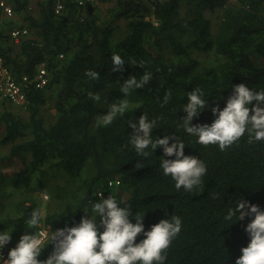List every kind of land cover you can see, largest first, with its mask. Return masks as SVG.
I'll return each instance as SVG.
<instances>
[{
	"label": "trees",
	"instance_id": "obj_1",
	"mask_svg": "<svg viewBox=\"0 0 264 264\" xmlns=\"http://www.w3.org/2000/svg\"><path fill=\"white\" fill-rule=\"evenodd\" d=\"M98 2L113 5L103 15L97 3H67L57 16L53 0H38L34 11L27 0H14L16 18L0 24V54L12 76L18 81L23 76L33 79L42 63L49 75L45 88L31 84L26 89L28 103L18 107L28 118L12 112L9 101L0 106V145L10 146L0 155V230H13L11 237L19 239L39 231L25 224L34 209L41 211L37 192L30 190L39 171V190L50 197L42 226L51 225L52 231L77 226L84 211L91 216L92 205L100 200L95 195L103 192L104 199L115 196L133 216L144 215L145 231L173 215L181 218V233L165 264H235L250 242L245 228L251 218L229 226L223 217L241 198L264 210V143L249 144L245 134L221 152L217 145L198 144V138L180 125L187 94L195 88L201 89L209 107L192 125H211L216 118L211 108L222 110L234 86L246 83L264 89V0ZM21 27L30 34L12 39L11 31ZM113 53L125 60L123 72H112ZM258 57L261 64L255 62ZM89 70L98 72L100 79H89ZM145 72L153 74L150 83L124 97V81L139 79ZM167 92L172 95L164 104ZM89 93L108 98L105 113L124 98L130 107L111 125L99 126L97 116H104V110ZM46 106L56 111L53 122L44 115ZM142 114L157 121L154 140L176 135L185 144V155L204 161L203 192L175 188L160 168L162 158L175 157H164L162 149L147 158L136 154L128 124L138 122ZM4 182L18 192L28 191L16 208L6 200ZM214 193L221 199H213ZM7 207L20 214L11 217ZM142 239L139 236L137 243ZM52 251L48 245L39 259H47Z\"/></svg>",
	"mask_w": 264,
	"mask_h": 264
},
{
	"label": "clouds",
	"instance_id": "obj_2",
	"mask_svg": "<svg viewBox=\"0 0 264 264\" xmlns=\"http://www.w3.org/2000/svg\"><path fill=\"white\" fill-rule=\"evenodd\" d=\"M112 72H123L125 60L117 53L111 56ZM143 67V64H139ZM85 75L91 80H99L100 74L96 71H87ZM153 78L151 72H145L139 79L130 77L120 87L124 97H128L134 90L143 89ZM171 92L163 97L167 104L171 99ZM94 101L101 98L98 94L89 93ZM188 103L183 107L186 116L183 117L180 127L194 137L202 146L217 145L221 152L237 144L247 134L248 143H264V89L250 88L241 83L232 88V95L227 99L226 106L221 110L212 107L211 111L216 118L208 124L192 125L194 118L209 107L203 99V92L195 88L187 94ZM13 104V103H12ZM15 105V104H14ZM17 106V105H16ZM130 103L124 98L108 106V114L97 116L99 126H109L116 117L123 116L129 109ZM157 125L155 119L149 120L142 114L138 122H129L132 129L130 144L136 154L147 158L156 149H162L160 168L164 176H170L175 182L177 190L185 192L204 190L203 178L207 174V166L203 160L192 155H185V144L176 135H165L164 138L153 139L152 132ZM170 141H174L170 144ZM151 150V153L148 150ZM142 167L137 163V168ZM118 185L120 182H117ZM12 186V185H11ZM17 191V190H16ZM40 192V191H37ZM42 193V192H41ZM39 196V195H38ZM100 200L91 208L92 215L87 211L80 223L74 227H65L56 231L42 226V212L34 209L25 224L28 229H39L34 234H24L19 238L11 237V232L0 230V251L11 243L15 248L8 253V258L0 256L2 264H165L168 250L182 230V220L173 215L170 220L162 219L145 231L144 215L133 212L129 207L121 206L115 196L103 198V192L95 195ZM44 200H49L47 192L42 193ZM213 199L220 200L221 195L214 193ZM251 222L245 228L250 238L247 247L241 249V256L235 264H264V210L250 204L243 198L236 202L235 207L227 210L223 220L229 226L245 218ZM134 219L135 223L131 220ZM235 220V222H233ZM102 229V231H101ZM143 236L139 243L137 238ZM53 246V251L47 259L41 260L43 250Z\"/></svg>",
	"mask_w": 264,
	"mask_h": 264
},
{
	"label": "built area",
	"instance_id": "obj_3",
	"mask_svg": "<svg viewBox=\"0 0 264 264\" xmlns=\"http://www.w3.org/2000/svg\"><path fill=\"white\" fill-rule=\"evenodd\" d=\"M29 3H37L38 0H27ZM54 12L57 16L61 15L66 8L67 3H72L78 7H86L89 5L96 4L98 0H53ZM14 0H0V24L4 21L11 20L16 17L14 11ZM30 31L27 27L16 28L11 31V37L14 40H19L22 37L28 36ZM61 58L64 56L61 55ZM49 83V75L46 67V63H42L36 72L33 79L29 76H23L18 81L16 80L6 66L3 56L0 54V106L4 101H9L17 106H26L28 103L26 89L31 84H35L38 89L45 88ZM1 233V232H0ZM15 248L11 243L5 245L0 256L3 259L8 258V253L11 249ZM2 264V262H0Z\"/></svg>",
	"mask_w": 264,
	"mask_h": 264
},
{
	"label": "rangeland",
	"instance_id": "obj_4",
	"mask_svg": "<svg viewBox=\"0 0 264 264\" xmlns=\"http://www.w3.org/2000/svg\"><path fill=\"white\" fill-rule=\"evenodd\" d=\"M97 6H98V8H99V10H100V12H101V14H103V15H105V13H106V11L113 5V4H103V3H99V2H97V4H96ZM29 9L30 10H35L36 9V3L34 2V3H29ZM209 17H211V15L210 14H207ZM16 18V17H15ZM17 19H18V22L21 24V25H23L24 24V22H23V18L22 17H18L17 16ZM213 30H215V20H214V23H213ZM259 58V57H258ZM255 62L257 63V64H261L262 62H261V60H260V58L259 59H255ZM100 102H99V108H101V109H103L104 110V115H107L108 114V112H106L105 113V110H106V108H105V106L106 105H108V98L107 97H105V96H103V95H100ZM12 104V103H11ZM11 110H12V112H14V113H16V114H20V115H23L25 118H28V113L23 109V108H21V107H18V106H16V105H14V104H12L11 105ZM55 113H56V111H55V109H53L51 106H46L45 108H44V115H45V117L50 121V122H53L54 121V116H55ZM1 133H3V130H1L0 131ZM9 148H10V146H4V145H0V155H5V154H7L8 153V151H9ZM56 176V175H55ZM40 178H41V174H40V172L38 171L37 173H34V175H33V181H32V184H31V186H30V190H34L35 192H37V191H40L39 190V180H40ZM50 179H52V181H54L55 179H54V176H52ZM58 180H59V182H61L60 181V178H58ZM50 183V182H49ZM2 188H3V190L6 192V194H7V198H6V200L7 201H9V200H12L13 202H11V206H13L14 208H16V206H15V203L17 202V201H19L20 199H21V197L23 196V194H25L26 192H28V191H23V192H18V191H16L12 186H11V184H9V183H2ZM37 195H39V198H40V205H41V212L44 214L45 213V211L47 210V205H48V201L49 200H44L43 198H42V193L41 192H37L36 193V196ZM30 204V202L29 201H27L26 202V205H29ZM8 208V207H7ZM14 208H12V209H10V208H8L7 210H6V213H9L10 214V216L11 217H13V218H16L17 216H18V214H20L16 209H14ZM22 215V214H21ZM3 231L5 232L6 230L5 229H3Z\"/></svg>",
	"mask_w": 264,
	"mask_h": 264
}]
</instances>
